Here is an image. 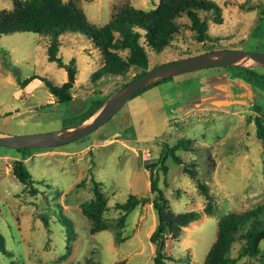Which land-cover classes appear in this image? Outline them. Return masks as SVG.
Returning <instances> with one entry per match:
<instances>
[{
    "label": "rangeland",
    "instance_id": "1",
    "mask_svg": "<svg viewBox=\"0 0 264 264\" xmlns=\"http://www.w3.org/2000/svg\"><path fill=\"white\" fill-rule=\"evenodd\" d=\"M203 1L218 7L217 13H200L208 22L211 41L197 43L183 17L177 20L179 34L168 48L160 54L146 49L149 69L219 50L264 53V0ZM13 2L0 0V12L11 11ZM78 3L88 22L97 27L107 24L122 7L144 14L158 5L157 0ZM47 43L31 33L0 39L1 135L42 134L78 126L91 100L109 98L138 73L129 68L124 77H105L94 84L92 74L103 65L99 51L79 33L64 34L58 57L65 65L74 59L77 75L70 92L72 102L61 104L40 80L21 87L31 77L55 86L66 82L65 69L47 61ZM260 75L264 68L192 71L134 97L107 124L77 142L24 155L0 148V264H154L155 245L149 238L157 221L151 205L137 207L122 228L117 227L121 213L114 206L129 196L146 197L150 182L145 165L162 157L164 145L172 147L179 141L186 149L180 148L176 155L207 186L213 213L165 241L163 252L172 258L165 264H203L215 241L218 220L264 203V148L255 136L254 123L247 121L254 114L253 105L264 110ZM22 159L38 189L36 196L24 192L12 175V165ZM163 164L166 174L161 165L155 171L169 216L201 212L208 201L197 182L169 157ZM93 180L108 207L107 229L95 235L89 233L90 223L81 214V205L93 197ZM241 245L233 244L229 258H237ZM260 249L258 257L242 258L236 264H260L264 243Z\"/></svg>",
    "mask_w": 264,
    "mask_h": 264
},
{
    "label": "trees",
    "instance_id": "2",
    "mask_svg": "<svg viewBox=\"0 0 264 264\" xmlns=\"http://www.w3.org/2000/svg\"><path fill=\"white\" fill-rule=\"evenodd\" d=\"M157 1L156 9L144 14L129 6L122 7L112 15L107 24L97 27L88 22L83 9L79 6L78 0H69L67 3H63L62 0H14L11 11L0 12V39L15 33H31L46 39L48 42L46 50L47 61L65 69L67 74L66 82L60 86H55L43 78L31 77L22 82L21 87H25L34 80H40L44 83L49 94L56 99V102L69 104L73 100L70 92L76 81L77 68L74 59L68 65H65L61 58L58 57L60 38L64 34L79 33L87 37L99 51L103 65L92 74L91 81L94 84L105 77H124L129 68L138 70V73L122 86L129 84L150 70L147 50L160 54L168 48L175 35L179 34L177 20L185 17L189 21V29L193 32V38L197 43L204 44L211 41V35L208 33V22L206 19H201L200 13H217L218 7L214 3L203 0ZM251 73L255 75V73ZM259 78L264 81V75H260ZM252 81L253 79H251ZM144 91H141L136 96ZM107 99L108 97L106 99L91 100L84 111V118L81 123L91 118ZM252 110L254 114L249 116L247 121L254 123L255 136L262 148H264V110L258 105H253ZM180 148L186 149V144L179 141L172 147L164 145L163 155L159 158L160 161L158 159L155 163L145 165L150 182L149 192L146 197L138 199L134 196H129L125 202L117 203L114 206V209L121 213L117 227L122 228L126 217L137 207L148 203L151 205L157 221L156 227L149 238V241L155 245L154 264H165L167 261H172V258L163 252L164 243L169 237H175L180 228L199 221L201 216H210L213 213L211 203L208 201L207 186L199 182L196 171L189 169L176 155ZM27 152L32 151H16V153H21L22 155ZM167 157L175 165L183 167V171L197 182V189L200 194L207 198L208 202L201 212H185L175 215L174 218L169 216L166 211V201L163 192L158 185V175L155 171L158 165H161L163 174L167 173L168 169L163 164ZM12 175L24 186V192L30 196L37 195L38 189L31 174L26 170L23 159L14 162ZM93 183L92 199L81 205V214L90 223L89 233L91 235L107 229L104 215L108 211L104 194L99 190L94 180ZM41 220L44 225L48 224L46 218H41ZM117 235L118 232L116 237ZM115 240L118 241L116 238ZM2 241L3 238L0 235L1 250L3 249ZM237 242L242 243V245L237 258L231 259L229 258L230 250L233 244ZM261 243H264V203L252 210L242 213H230L221 217L217 222L215 241L207 252L203 264H236L242 258L258 257L261 253ZM85 264L98 263L88 261ZM260 264H264V261Z\"/></svg>",
    "mask_w": 264,
    "mask_h": 264
},
{
    "label": "water",
    "instance_id": "3",
    "mask_svg": "<svg viewBox=\"0 0 264 264\" xmlns=\"http://www.w3.org/2000/svg\"><path fill=\"white\" fill-rule=\"evenodd\" d=\"M264 68V53L238 50L212 51L150 69L134 81L119 87L87 121L70 129L42 134L7 136L0 134V148L47 150L63 147L88 137L107 124L121 108L147 88L185 73L208 68Z\"/></svg>",
    "mask_w": 264,
    "mask_h": 264
}]
</instances>
